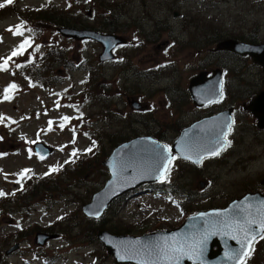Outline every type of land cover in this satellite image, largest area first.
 Returning a JSON list of instances; mask_svg holds the SVG:
<instances>
[{"label":"rangeland","instance_id":"obj_1","mask_svg":"<svg viewBox=\"0 0 264 264\" xmlns=\"http://www.w3.org/2000/svg\"><path fill=\"white\" fill-rule=\"evenodd\" d=\"M208 2L13 0L7 5L0 0L4 4L0 7V63L22 42L13 30L23 22L30 46L36 48L34 57L40 59L44 53L39 75L54 87L35 77L27 81L25 76L32 70L16 66L24 62L33 47L26 46L22 55L7 59L6 68L0 69V190L8 193L16 188V174L22 168L31 169L22 179L27 188L25 201L22 195L16 199L0 198V264H45L40 259L43 257L52 261L50 264H94L92 257H97L95 264H109L105 249L94 239L96 229L84 219L80 206L108 178L100 162L112 143L140 133L173 136L181 126L202 115L206 109L193 107L187 90L189 79L201 70L210 71L219 65L229 69L230 104L248 102L261 89L262 72L258 65L225 51H212L211 47L215 44L213 39L222 35L264 41V0H218L215 8ZM177 6L185 14L180 19L171 16ZM46 10L47 15L64 11L66 18L89 26L104 22L113 25L115 33L132 31L130 36L140 44L131 43L116 53L114 62L99 65L94 58L99 49L92 42H71L56 32L54 22L35 18L36 11ZM88 12L95 20H90ZM124 23L128 25L125 27ZM69 24L75 25L74 21ZM165 39L172 42L163 48ZM59 57H64L60 62L66 66L54 65ZM121 68H131L128 73H133L120 83ZM56 70L62 74L58 80L53 75ZM89 70L93 73L87 81ZM106 82L112 89L103 95ZM11 83L16 88L10 91V99H4V89ZM91 83L88 90L86 86ZM121 87L123 94L119 95ZM86 89L90 93L86 94ZM111 95L119 106L107 109L106 100ZM135 96L154 106L148 119L131 118L133 113L126 102ZM63 117L69 119L65 121ZM255 124L256 120L237 109L230 145L221 157L204 161L200 168L177 162L170 176L176 177L177 187L188 192L182 197L186 199L182 207L164 199L168 190L155 197L146 192L134 193L109 209L117 210V216H106L104 225L111 230H127L123 234L131 235L149 233L155 228L171 229L179 223L176 221L181 212L221 205L234 195L263 185L264 130ZM96 139L101 146L94 148ZM36 140L51 145L53 153L45 159L37 157L29 144ZM74 150L76 155H72ZM79 157L84 167L74 177L66 178L67 172L78 170L73 167ZM53 168L57 170L52 171ZM46 172H52L46 177L51 184H39L40 179L31 192L32 179ZM200 182L204 185L200 186ZM37 226L57 228L58 238L36 245L33 239ZM17 242L19 249L5 255L4 251ZM261 259L256 253L248 264H258Z\"/></svg>","mask_w":264,"mask_h":264},{"label":"water","instance_id":"obj_2","mask_svg":"<svg viewBox=\"0 0 264 264\" xmlns=\"http://www.w3.org/2000/svg\"><path fill=\"white\" fill-rule=\"evenodd\" d=\"M63 36L69 38L91 39L101 43L103 47L102 53L99 55L101 61L113 58L112 49L118 45L123 39L115 34H101L88 29H74L70 27H59L57 29ZM216 50H230L242 55L248 54L255 63L262 65L264 72V45L263 44H246L238 42L234 39H226L218 42L215 46ZM219 70H214L211 77H206L205 72H200L189 80L188 90L193 102L196 105H205L210 101H214L220 96V77ZM264 82V78H263ZM258 120L257 126L264 128V90H262L247 106ZM230 109L217 113L216 115L202 118L189 127L185 128L179 137L172 144V151L179 157L187 159L191 155V161H195L198 155L206 156L208 152L214 150L216 141L220 131L227 130L226 126L231 122ZM219 125L220 127H217ZM157 145L163 146L151 138L140 137L132 141L117 146L107 159L102 161L103 165L109 168L111 174L106 181L104 187L93 194L92 199L83 204L82 211L88 216H99L105 207L116 197L127 192L128 190L145 182L157 180L155 174L149 169L155 161V153L158 151ZM34 149L41 157L50 154L51 148L43 143H36ZM145 152V153H144ZM166 155H170L167 153ZM195 163V162H194ZM198 164V163H196ZM133 175V176H132ZM135 176V178H134ZM264 195L259 193H247L240 199L232 201L224 209H212L207 212L198 213L197 216L190 217L185 221L187 226L194 219L199 217L210 216L207 222L208 230L212 232L210 242L215 243L218 247L212 257L208 256V260H212L210 264H237L235 259L230 258L234 255L235 250L241 247L240 241L234 239L231 235L216 237V227L221 223L220 219L225 221L232 218L234 212H240L238 217L241 222L244 218H254L259 222L261 214L264 212ZM259 209V210H258ZM99 213L96 215L95 213ZM211 220V221H209ZM188 221V222H187ZM258 232L260 231L258 224L253 225ZM228 229V228H227ZM214 231V232H213ZM223 231V233L228 232ZM178 231H176V234ZM222 233V232H220ZM176 234L174 236H176ZM98 238L108 248L109 252L114 254L120 261L132 262L138 264H148V258H143L142 262H137L133 254H129L125 259H121V253H117L113 245V241L120 242L121 249H128L135 245H145L159 240H166L174 237L168 231L156 232L144 235L142 237L114 236L105 231L98 232ZM54 235L37 233L35 242L40 245L44 244ZM128 238V239H127ZM142 242V243H141ZM132 243V244H131ZM18 245L8 249L6 254L14 250ZM114 248V249H113ZM133 256V257H132ZM146 260V261H145ZM197 264V262H194ZM264 264V261L261 263Z\"/></svg>","mask_w":264,"mask_h":264},{"label":"snow or ice","instance_id":"obj_3","mask_svg":"<svg viewBox=\"0 0 264 264\" xmlns=\"http://www.w3.org/2000/svg\"><path fill=\"white\" fill-rule=\"evenodd\" d=\"M5 3L11 4L13 3V0H5ZM0 7H4V4H0ZM24 29V24L21 22V24H18L15 26V29L13 30V34L15 35H21ZM31 45L30 38H25L17 47L16 50H14L11 54V56H17L22 55L24 51L26 50V46ZM38 47V46H37ZM8 59H11L9 57ZM8 63V60H4L3 63H0V69H5L6 65ZM17 67H20V65H16ZM16 85L10 84L8 87L4 89V99H10V91L15 90ZM222 97V93H221ZM211 102V101H210ZM63 120H68V117H63ZM3 117H0V122H2ZM51 123V121L49 122ZM61 127L64 125L61 124ZM217 127H220L217 125ZM227 130H221L219 133V137L216 141V147L214 150H211L208 152V155L211 156H217L220 154L221 151H223L226 147L229 146L230 141H228V133L231 131V124H228L226 126ZM95 142H93L94 144ZM158 151L155 153V161L149 171L153 172L155 174V178L164 181L167 180L168 174L171 171L172 161L176 159V157L171 155H166L169 153L170 149L167 145H157ZM85 151H91V149H86ZM72 155H76V152L72 153ZM43 158V157H41ZM187 159H192V156L189 155L186 157ZM204 159L203 155H198L195 163H200ZM66 161L65 163H67ZM52 171H55L57 169L53 168ZM29 170L25 169L23 170L19 175L23 176L26 172ZM47 175V173H46ZM0 195H3L2 192H0ZM264 204V202H262ZM259 210V209H258ZM96 215H99V213H95ZM241 215L240 212H234L232 218L222 221L221 226L224 228H228L229 231L224 233L225 235H231L234 239H237L240 241L241 247L238 250H235L234 255H232L230 258L235 259L237 261V264H246V260L248 257L251 256L254 243L259 237V239H264V212L261 214V219L258 222L257 219L254 218H244L243 222L238 219V217ZM260 229L258 232L255 228H253V225H257ZM174 239V238H173ZM148 256L150 258L148 264H158L160 261H168L169 264H172V262L179 261L185 253L184 247L181 244L179 247L176 246V244H173L172 246L168 245H160L159 243H155L151 246H148ZM121 259H125V255H121Z\"/></svg>","mask_w":264,"mask_h":264},{"label":"trees","instance_id":"obj_4","mask_svg":"<svg viewBox=\"0 0 264 264\" xmlns=\"http://www.w3.org/2000/svg\"><path fill=\"white\" fill-rule=\"evenodd\" d=\"M56 13H54V12H52L50 15H47V10L45 11V12H38V11H36V13H34V15H35V17H37V18H41V19H44V20H49V21H52V22H54L55 24H57V25H64V26H73V27H89V26H86V25H82L80 22H77V21H75V20H72L71 19V17H69V18H66L65 17V14L66 13H64V11L61 13H59L58 12V15H55ZM71 21H74V23H75V25L74 24H69V22H71ZM108 26V25H107ZM97 29H102V30H107V28H106V26L102 23L100 26H99V28H97ZM110 30H113L112 28H109ZM222 36H224V35H222ZM64 59V57H59V58H57V60L55 61V64H59V65H62V63L60 62L61 60H63ZM40 63H42V58H40L39 60H38ZM58 62V63H57ZM39 63V64H40ZM64 63L65 62H63V65H64ZM54 64V65H55ZM48 71H51V70H48ZM36 75V77L38 78V79H40V80H42L43 81V78H42V76L41 75H39V71L35 74ZM101 75H103V76H105V73L104 72H102L101 73ZM53 83H49V85H52ZM106 84V85H105ZM91 85H92V83L91 84H89V85H87L86 87H88V90L90 89V87H91ZM103 85H104V94L103 95H106V94H108L110 91H111V85H110V83L109 82H106V83H103ZM86 94H88V93H90L89 91H88V93H87V89H86ZM113 97L114 96H109V98L106 100L108 103L106 104V108L107 109H109L110 108V106L112 107V106H119L118 105V103H114L113 101H112V99H113ZM101 101V98H99V101L98 102H100ZM110 104V105H109ZM115 117V119L117 120V116H116V114H114V116H113V118ZM122 141V139H119L118 140V142L117 143H119V142H121ZM116 143H112V145H111V147L112 146H114ZM101 146V144L97 141L96 142V146L98 147V146ZM101 156V154H99L96 158H95V160L96 159H99V157ZM80 159H82V158H80ZM79 159V161H78V163L77 164H74V167L73 168H75V169H78L76 172H74L73 174H69V172H67V174H66V178H68V179H70L71 177H74V175L75 174H77V173H79L80 172V170L84 167V164H83V162H82V160H80ZM40 179L39 178H35V179H33L32 181H31V192H33V187L34 186H36V185H38V184H36V185H34L35 183H37L38 181H39ZM55 183V182H54ZM39 184H44V185H47V184H51V180H47V178H42L41 179V183H39ZM37 191H39V190H37ZM26 194V193H25ZM104 219V218H103ZM102 221V219L100 220V221H92V224H93V226L92 227H95V229H97V228H100V227H104L103 226V224L105 223L104 221L103 222H101ZM15 238H17V236H15ZM95 240H96V238H94Z\"/></svg>","mask_w":264,"mask_h":264},{"label":"flooded vegetation","instance_id":"obj_5","mask_svg":"<svg viewBox=\"0 0 264 264\" xmlns=\"http://www.w3.org/2000/svg\"><path fill=\"white\" fill-rule=\"evenodd\" d=\"M181 7H179V6H177L176 8H173V10H172V12H171V16H172V18H174V19H180V18H182V17H184V15L185 14H183L182 12H181V9H180ZM108 25V24H107ZM124 25H125V27L128 25L127 23H124ZM108 30H109V28H112L113 30H115V28L113 27V25H108L107 27H106ZM134 32H135V29L133 30ZM132 32V31H131ZM130 32V33H131ZM130 33L129 34H127V31L125 30V31H123V35L126 37V42H125V46L123 47V48H126V47H128L131 43H134L135 44V46L137 45V40L136 39H133L131 36H130ZM170 41H164L163 43V46L164 45H166V44H168ZM157 48H159V46H157ZM124 57V56H123ZM107 257V260H108V263L109 264H117V263H115L114 262V260L112 259V258H110V257H108V256H106Z\"/></svg>","mask_w":264,"mask_h":264},{"label":"bare ground","instance_id":"obj_6","mask_svg":"<svg viewBox=\"0 0 264 264\" xmlns=\"http://www.w3.org/2000/svg\"><path fill=\"white\" fill-rule=\"evenodd\" d=\"M72 20H75V19H73V18H71ZM110 30V29H109Z\"/></svg>","mask_w":264,"mask_h":264}]
</instances>
